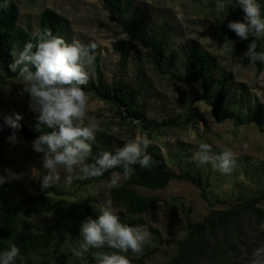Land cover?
<instances>
[{"label":"rangeland","instance_id":"374dc122","mask_svg":"<svg viewBox=\"0 0 264 264\" xmlns=\"http://www.w3.org/2000/svg\"><path fill=\"white\" fill-rule=\"evenodd\" d=\"M14 1L19 8L18 26L30 31L38 29L40 12L49 8L68 20L70 42L73 38L83 43L96 42L101 48L100 66L106 82L110 84L122 78L140 92V100L150 119H170L177 124L165 128L150 139V146L161 153L167 168L175 173L181 168L203 172L202 179L208 185V201L201 197L194 185L184 181H171L159 191L134 188L140 195L157 197L172 205L176 212L168 210L162 202L147 211L142 217L148 225L158 230L161 239L158 240L150 233L152 242L145 246L142 255L135 256L130 251L125 255L141 258L144 264H166L175 255L172 242L182 240L187 233V218L199 222L213 210L224 211L230 203L236 202L239 195L250 198L264 192V133L255 124L237 126L229 119L215 122L210 113L211 108L205 102L192 104L191 98L200 91L197 85H182L168 76H160L147 61L145 51L141 52L139 47L132 53L128 66L121 69L113 44L125 40L126 36L121 33L113 15L104 9L100 0ZM209 3L205 0H133L132 14L135 18H142L153 32L169 35L166 62L170 70L182 72L189 46L198 44L213 59L215 77L221 72L227 76L228 81L223 88L233 98L234 109L246 113L257 102L264 112V68L258 72L248 60L240 59L242 53L231 51L224 34L219 30L221 16ZM258 46L264 48V40H260ZM94 83L93 70L88 85ZM240 87L244 89L243 108H240L236 98ZM87 93L89 115H95L103 131L111 134L115 141L124 142L144 136L135 123L126 126L120 122L112 103L96 98L91 92ZM13 113L22 115L21 126L30 124L32 118L37 116L30 110V97L19 80H9L0 89V125L5 124L4 116ZM17 141L12 143L8 139L6 143V163L0 169V182L11 184L12 192L16 195L39 194L42 190L40 177L46 174L41 165L42 154L33 151L32 143L20 135H17ZM202 142L212 145L216 153L225 148L236 153L237 166L230 175L220 173L211 165L197 164L194 153ZM60 172L61 182L55 185L58 188L77 186L81 181L74 180L70 186H66L63 169ZM110 177L111 174L100 181L79 187L73 191L75 195L66 198L67 201L81 208L88 203L89 198H94L98 208L109 207L116 213L119 208L113 206L106 190L121 185L125 178L121 174L119 182L110 186ZM256 206L264 212V199ZM25 217L32 230L39 233L58 222L61 214ZM242 228L244 238L238 243L237 250L225 253L224 247L217 246L232 264H249L253 250L264 244V214L260 218L254 215L244 217ZM80 241L66 239L64 244L55 245L51 251L44 252L41 258L50 261L51 256H54L58 264H72L73 260L67 254ZM95 251L113 250L92 249L89 252L92 257ZM60 254L67 255L69 259H61Z\"/></svg>","mask_w":264,"mask_h":264},{"label":"trees","instance_id":"16d2710c","mask_svg":"<svg viewBox=\"0 0 264 264\" xmlns=\"http://www.w3.org/2000/svg\"><path fill=\"white\" fill-rule=\"evenodd\" d=\"M100 1L104 9L113 15L121 33L126 36L125 40H118L113 44V50L118 54V64L121 69L128 66L132 53L138 47H143L147 61L160 76H168L169 79L182 85H197L199 87V93L191 98L192 104L197 101L205 102L211 108L210 113L215 122L221 123L229 119L237 126L255 124L259 131L264 133V112L259 104L256 102L254 108L248 109L246 113L236 111L233 107V98L223 88L228 81L227 76L221 72L215 77L214 61L200 45L191 44L189 46L182 72L170 70L166 62L169 38L167 33H155L147 28L142 18H135L132 14L133 0ZM205 1H209V5L214 7L217 3V0ZM258 2L261 4L262 15H264V0H258ZM218 13L221 16L219 20L220 32L224 34L226 42L228 40L235 42L234 48L229 46L231 51L243 54L252 38L250 37L247 41L240 40L226 26L230 20L243 22V10L236 0H228L226 10ZM18 19L19 8L14 0L11 7L0 9V89L9 80H17L16 73L8 69V65L13 59L9 53L13 47L22 48L32 32L18 26ZM44 27L50 28L54 35L70 42L68 20L54 10L46 8L40 12L38 28ZM257 50L264 51V48L258 46ZM100 59L101 48L98 45L94 66L95 83L84 86L85 92H91L96 98L112 103L123 125L135 123L140 132L147 135L149 139H153L156 133L165 130V128L177 126L170 119H150L146 114L144 103L140 100V92L132 84L125 82L122 78L108 84L101 71ZM251 64L256 67L258 72L264 68V63L259 61ZM236 98L240 108H243V88L238 89ZM36 117L32 118L30 124L22 125L19 130H16V135H20L25 141L32 143L40 134L34 131L37 123ZM12 132L13 129L6 124L0 125V169L6 163V143ZM125 142H117L111 134L102 131L97 134L96 143L93 145V154L99 151L114 152ZM147 151L153 157V166L150 169H141L139 165L135 166L133 175L125 178L121 185L107 189L106 194L113 206L119 208L115 214L120 217L123 223L132 226H146L149 232L160 240L158 230L148 225L142 216L147 211L156 208L159 203L165 202L157 197L140 195L134 188L159 191L166 188L171 181H184L194 185L199 190L201 197L208 201V185L202 179V170L191 171L181 168L178 173H175L167 168L166 162L158 150L149 146ZM89 162H91V158ZM113 171L123 175V169L117 168ZM110 174L111 171L105 172L100 177L80 181L77 186L67 189L53 186L41 190L39 194L16 195L12 192L11 184L0 182V252L9 247L7 241L11 240L20 249L14 264H58L59 262L54 256H51L50 261H45L41 255L51 251L55 245L64 244L66 239L81 240L79 235L81 223L87 217L95 219L100 214V208L96 205L94 198H89L88 203L81 208L72 206L66 198L75 195L73 191L78 190L79 187L90 182L100 181ZM261 199H264V192H259L256 197L250 198L239 195L236 202L230 203L224 211L213 210L199 222H192L190 218H187V233L182 240L172 242L175 246V255L166 264H232L229 258L220 253L217 246L224 247L225 253L237 250L238 243L242 242L244 238L243 218L251 215L260 218L264 214L256 206ZM218 203L221 202L218 201ZM163 205L173 213L176 212L172 205L167 203ZM210 207L212 208L213 205ZM49 213H60L61 219L39 233L34 232L25 219V216ZM67 255L73 260L72 264H82L81 259L73 255L72 250ZM67 255L60 254L59 257L68 260ZM59 257L57 256V259ZM127 257L131 264H144V260L141 258ZM86 260L87 264L94 263L90 253L86 254Z\"/></svg>","mask_w":264,"mask_h":264},{"label":"clouds","instance_id":"9594fccd","mask_svg":"<svg viewBox=\"0 0 264 264\" xmlns=\"http://www.w3.org/2000/svg\"><path fill=\"white\" fill-rule=\"evenodd\" d=\"M13 0H2L0 9L11 7ZM244 12L243 22L230 20L227 28L240 40H249L247 50L240 56L251 63H264V51H258V41L264 40V15L258 0H236ZM228 0H217V12H224ZM232 48L235 42L228 40ZM97 43H83L73 38L71 42L54 35L50 28L33 30L22 48L13 47V58L8 69L16 73L30 97V110L37 114L34 131L40 133L32 141V149L41 153V165L46 174L40 177L41 189H48L61 182L63 169L64 183L70 186L74 180H87L111 171L110 186L123 177L134 174L135 166L150 169L154 160L148 153L150 139L147 135L127 140L122 147L112 151L93 154L97 134L103 131L95 115H89V94L84 86L90 82L96 61ZM141 52L145 51L143 47ZM23 119L19 113L4 116L5 124L13 129L8 137L16 143V130L21 128ZM91 158V162L89 159ZM237 155L225 148L219 153L209 143H200L194 153L198 165H211L220 173L230 175L237 166ZM97 218L87 217L80 225L79 245L72 249L73 255L87 264L86 254L92 249L108 248L113 251H95V264H131L125 255L129 251L143 254L146 245L151 244V234L146 226H132L123 223L109 207H102ZM9 247L0 252V264H14L20 249L7 241ZM249 264H264V244L252 252Z\"/></svg>","mask_w":264,"mask_h":264}]
</instances>
